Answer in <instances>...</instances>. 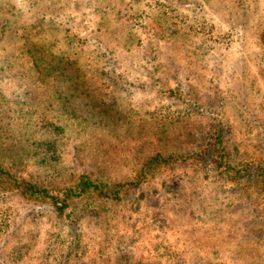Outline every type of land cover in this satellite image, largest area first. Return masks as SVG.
Wrapping results in <instances>:
<instances>
[{"label":"rangeland","instance_id":"1","mask_svg":"<svg viewBox=\"0 0 264 264\" xmlns=\"http://www.w3.org/2000/svg\"><path fill=\"white\" fill-rule=\"evenodd\" d=\"M0 168V264H264V0H0Z\"/></svg>","mask_w":264,"mask_h":264},{"label":"trees","instance_id":"2","mask_svg":"<svg viewBox=\"0 0 264 264\" xmlns=\"http://www.w3.org/2000/svg\"><path fill=\"white\" fill-rule=\"evenodd\" d=\"M215 142L216 143H219L221 144V139H220V135H217L216 139H215ZM214 145V143H213ZM0 173H5V171H3V169L0 168ZM87 184H90V182L87 180V179H84V180H81V188L84 189L85 188V185ZM26 189L28 188L29 190H33L34 192L36 191L37 192V189L34 188V185H31L30 183H28L25 187ZM69 192H74L73 190H70ZM53 198V197H51Z\"/></svg>","mask_w":264,"mask_h":264}]
</instances>
